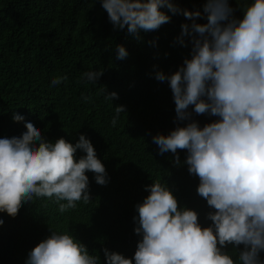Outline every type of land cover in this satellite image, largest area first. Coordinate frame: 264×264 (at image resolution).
<instances>
[{
    "label": "clouds",
    "instance_id": "clouds-1",
    "mask_svg": "<svg viewBox=\"0 0 264 264\" xmlns=\"http://www.w3.org/2000/svg\"><path fill=\"white\" fill-rule=\"evenodd\" d=\"M114 30L127 28L139 33L158 30L173 14L191 20L185 23L178 42L191 44L190 58L173 74H155L168 81L173 93L176 121H191L168 135H156L153 143L160 154L188 153L183 162L199 178L197 193L212 209L211 225L204 227L199 213L181 207L167 184L154 181L146 186L150 194L136 205L134 232L141 236L132 258L104 249L106 264H264V0H253L236 18L230 0H206L203 13L181 9L172 0H101ZM204 18L206 23H197ZM185 37H190L186 42ZM128 55L117 45V59ZM104 70L84 72L80 81L97 84ZM68 77L57 76L51 86ZM105 91V90H104ZM105 98L118 99L116 92ZM85 102L91 97L83 96ZM190 107L192 111H189ZM125 106L115 107L114 127ZM196 115L218 119L204 125ZM14 122L25 118L13 112ZM21 136L0 138V213L11 217L35 198L55 199L64 214L79 202L91 199L88 172L99 185L108 183L106 166L85 135L75 144L61 137L48 141L33 122L25 124ZM77 150L86 155L77 159ZM4 220L0 219V226ZM28 255L26 264H100V256L73 235L50 229ZM233 246L238 256L226 249ZM243 249L240 250V246Z\"/></svg>",
    "mask_w": 264,
    "mask_h": 264
},
{
    "label": "trees",
    "instance_id": "trees-1",
    "mask_svg": "<svg viewBox=\"0 0 264 264\" xmlns=\"http://www.w3.org/2000/svg\"><path fill=\"white\" fill-rule=\"evenodd\" d=\"M172 2L203 13L206 0ZM251 2L230 0L233 15L242 19ZM161 10L170 22L155 31H141L137 39L127 28L114 30L101 0H0V138L21 136L27 122L51 142L63 137L75 144L83 134L108 174V183L99 185L95 174L88 172L92 201L79 202L64 214L54 198H35L15 217L0 213L4 220L0 264H26L29 252L51 234V228L73 235L90 254L100 256V264H106L105 248L134 257L142 239L134 232L136 205L150 194L145 188L154 181L167 184L182 208L196 210L202 226L211 225L206 216L212 209L197 193L199 178L183 163L188 153L178 150L181 165L175 166L176 154L161 155L153 143L154 136L168 135L191 122L176 121L169 83L157 81L155 74L171 75L190 58L191 44L182 46L178 37L181 26L192 21L167 8ZM117 45L126 48L125 59H117ZM99 70L104 74L97 84L78 82L84 72ZM64 75L67 81L51 86L55 77ZM111 92L119 98L106 99ZM82 95L91 100L85 102ZM116 106H125L126 111L113 127ZM13 112L25 120L14 122ZM217 119L192 115L201 128ZM84 155L77 150V159ZM226 251L238 256L231 245Z\"/></svg>",
    "mask_w": 264,
    "mask_h": 264
}]
</instances>
